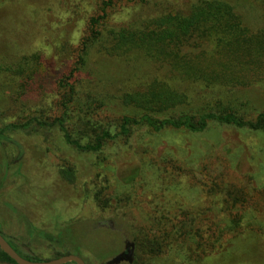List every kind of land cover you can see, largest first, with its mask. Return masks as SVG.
I'll use <instances>...</instances> for the list:
<instances>
[{
    "label": "rangeland",
    "instance_id": "obj_1",
    "mask_svg": "<svg viewBox=\"0 0 264 264\" xmlns=\"http://www.w3.org/2000/svg\"><path fill=\"white\" fill-rule=\"evenodd\" d=\"M192 1H115L101 28ZM229 1L251 28L264 26L259 0ZM101 8V0H0V128L36 112L46 120L62 113L59 80L75 66L88 21ZM33 53L41 67L26 82L15 72ZM151 74L147 60L132 62L91 48L76 77L79 99L113 100L105 119L119 120L122 108L113 97L143 87ZM197 94L196 101L215 98L209 91ZM238 94L249 107L264 108V84ZM71 111L72 127L78 113ZM8 134L24 152L18 159L17 147L0 141V230L25 254L43 260L76 254L86 264H110L130 241L131 258L113 264H264V132L215 123L195 133L151 134L143 127L127 144L110 143L102 152L66 143L54 127ZM148 160L157 171L151 180L143 174ZM135 167L140 173L134 185L119 193L122 177ZM96 191L105 204L96 201ZM170 199L175 202L167 206ZM186 214L188 230H179L178 219ZM218 229L223 233L216 241Z\"/></svg>",
    "mask_w": 264,
    "mask_h": 264
},
{
    "label": "trees",
    "instance_id": "obj_2",
    "mask_svg": "<svg viewBox=\"0 0 264 264\" xmlns=\"http://www.w3.org/2000/svg\"><path fill=\"white\" fill-rule=\"evenodd\" d=\"M115 1L122 0H101L102 14L92 16L88 21L89 31L82 39L75 66L59 80L58 85L65 91L62 113L46 120L36 112L25 121L9 122L0 128V141L14 144L18 159L24 152L23 147L8 132L35 129V126L56 128L66 143L86 152H102L108 144L121 140L127 144L143 127L151 134L166 129L195 133L215 123L264 132V108L249 107L238 94L241 89L264 84V26L251 28L229 0H194L186 7H161L125 25H110L103 30L102 20L107 16V8ZM137 1L146 3L148 0ZM259 1L263 10L264 0ZM91 48L113 57L124 56L132 62L147 60L153 73L143 87L113 97L115 104L122 108L123 116L119 120L105 119L111 112L105 106L114 104L113 100L107 104L96 101L97 97L90 96L84 102L79 99L81 84L77 83L76 77ZM40 67V57L33 53L18 62V73H15L28 82ZM208 91L214 93L212 101L195 100L196 92L205 96ZM94 103L97 105L91 106ZM71 108L78 113V122L72 127L74 111ZM78 123L85 129L80 130ZM73 130L79 134L75 136ZM170 150L174 151V148ZM165 155L174 154L167 152ZM153 164L152 160L145 162V180L157 175ZM138 170L135 167L129 175L122 177L119 193H125L128 186L134 185L140 173ZM95 198L99 204L107 202L100 191H96ZM174 202L170 199L167 206ZM185 216L183 221L178 219L179 230H188V214ZM217 231L215 239L219 241L223 229ZM44 235L51 239L50 234ZM130 244L127 241L126 246ZM11 245L28 259L43 260ZM0 260L17 264L1 248Z\"/></svg>",
    "mask_w": 264,
    "mask_h": 264
},
{
    "label": "water",
    "instance_id": "obj_3",
    "mask_svg": "<svg viewBox=\"0 0 264 264\" xmlns=\"http://www.w3.org/2000/svg\"><path fill=\"white\" fill-rule=\"evenodd\" d=\"M0 248L5 251L17 264H65L66 262L75 261L77 264H86L85 260L76 254H64L55 258L46 260H32L21 255L0 232ZM132 254V250H131ZM131 254L126 255V251L116 255L109 261L110 264L119 262L126 258L130 259Z\"/></svg>",
    "mask_w": 264,
    "mask_h": 264
},
{
    "label": "flooded vegetation",
    "instance_id": "obj_4",
    "mask_svg": "<svg viewBox=\"0 0 264 264\" xmlns=\"http://www.w3.org/2000/svg\"><path fill=\"white\" fill-rule=\"evenodd\" d=\"M132 248H133V245L132 244H130V245H128V247L126 246V255L129 253V254H131V250H132Z\"/></svg>",
    "mask_w": 264,
    "mask_h": 264
}]
</instances>
